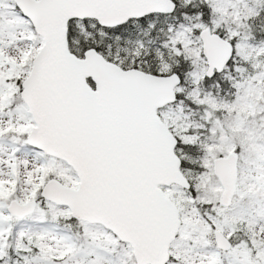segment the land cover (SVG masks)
Returning a JSON list of instances; mask_svg holds the SVG:
<instances>
[{"label":"snow or ice","instance_id":"obj_1","mask_svg":"<svg viewBox=\"0 0 264 264\" xmlns=\"http://www.w3.org/2000/svg\"><path fill=\"white\" fill-rule=\"evenodd\" d=\"M0 264H264V0H0Z\"/></svg>","mask_w":264,"mask_h":264}]
</instances>
